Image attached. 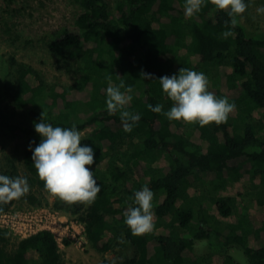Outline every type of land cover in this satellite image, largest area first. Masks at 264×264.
Returning a JSON list of instances; mask_svg holds the SVG:
<instances>
[{"label":"trees","instance_id":"1","mask_svg":"<svg viewBox=\"0 0 264 264\" xmlns=\"http://www.w3.org/2000/svg\"><path fill=\"white\" fill-rule=\"evenodd\" d=\"M71 1L79 7L73 25L47 43L59 62L76 64L70 84L48 83L41 71L14 53L0 58V174L21 176L17 155L4 153L8 140L19 137L22 146L13 149L20 154L23 176L45 190L29 149L30 143L34 149L41 142L34 125L44 112L53 126L75 124L80 131L88 130L81 145L94 149L95 163L89 167L101 191L91 205L68 206L93 248L126 257L117 264H264V191L258 186H264V31H252L240 17L234 29L226 27L227 13L210 0L192 18L184 15L185 0ZM3 2L0 27L13 44L20 37L14 18L22 6L16 7L18 0ZM225 30L233 36L223 39ZM176 56L182 67L197 72L219 68L220 85L210 82L209 90L235 104L227 123H196L188 132L182 120L149 110V104H162L164 111L172 106L159 78L168 75ZM172 65V75L178 74L181 67ZM142 70L152 79H142ZM109 76L113 84L123 80L133 87L127 110L141 119L131 132L124 131L119 113L107 112ZM242 176L249 177L255 190L260 217H252L245 203H238L242 188L226 193L228 183ZM200 178L211 182L217 193L199 196L191 183ZM144 185L154 192L153 210L160 222L151 233L134 236L123 212ZM26 198L32 205L41 204L34 192ZM55 199V205H67ZM14 202L0 205V213ZM234 210L242 216L231 221ZM211 217L227 221L225 227L220 230ZM212 236L221 239L219 257L190 254L198 240ZM7 240L6 229L0 228V264H66L49 229L20 238L11 250ZM231 246L243 252L245 263L228 250ZM101 264L111 261L104 257Z\"/></svg>","mask_w":264,"mask_h":264},{"label":"clouds","instance_id":"2","mask_svg":"<svg viewBox=\"0 0 264 264\" xmlns=\"http://www.w3.org/2000/svg\"><path fill=\"white\" fill-rule=\"evenodd\" d=\"M217 10L225 11L229 17L225 26L235 28L237 17L242 16L249 4L245 0H210ZM206 6L205 0H185L184 15L192 18ZM257 11L264 14V7ZM232 30L221 33L223 39L233 36ZM142 79H152L151 73L141 71ZM106 88V109L109 115L119 113L125 132H131L141 119L139 113L128 109L133 96V87L123 80L113 84L108 77ZM163 92L172 101L168 111L162 104H149L150 111L163 114L169 120L186 124L198 123L201 127L215 123H227L229 115L235 110V104L227 97L218 98L210 91V81L203 72H197L185 67L178 74L165 75L159 78ZM123 89V91H122ZM35 131L42 137L41 142L32 151L37 175L44 182L45 190L53 198H58L67 205H91L101 191L100 185L89 166L95 163L94 149L81 145L85 134L73 124L71 127L53 126L48 122L44 112L40 122L35 123ZM34 143V142H33ZM30 191L27 177L0 174V205H7L13 200L26 196ZM154 192L148 185L134 193L124 210L125 224L132 235L142 236L151 233L155 228L153 210ZM2 210V208H0Z\"/></svg>","mask_w":264,"mask_h":264},{"label":"rangeland","instance_id":"3","mask_svg":"<svg viewBox=\"0 0 264 264\" xmlns=\"http://www.w3.org/2000/svg\"><path fill=\"white\" fill-rule=\"evenodd\" d=\"M3 0H0V7L3 5ZM17 6L20 8L18 17H15L18 21V31L20 33L19 40L11 44L7 40V35L1 31L0 27V58H4L14 53L15 57L34 68L41 71L45 80L50 83L70 84L74 79V68L76 64L72 65L63 64L57 60V56L52 52L47 43L54 38L56 34L64 29L70 28L73 25L74 17L79 7L74 1L71 0H18ZM264 7V0H250L247 11L240 16V20L252 31L263 32L264 31V14L257 11L258 8ZM1 12V8H0ZM178 65L182 68V64L178 56L172 58L169 62L167 74L171 76L175 68H171V65ZM172 65V66H173ZM2 60L0 59V78L3 77L4 68L2 67ZM180 69V68H179ZM178 69V70H179ZM209 81L216 87L220 85L219 68L215 66H209L205 72ZM28 122V119H23ZM192 124H187L186 131H190ZM84 134L88 130L81 131ZM23 139L14 137L8 140L4 153H13L17 155L15 159L18 164V171L23 176L24 165L20 161V154L17 150H14L15 145L22 146ZM1 153V151H0ZM12 155L14 156V154ZM19 155V157H18ZM161 161H164L162 159ZM255 181H258L255 179ZM258 183V182H257ZM30 185V192H34L41 198L40 205H32L27 200L26 196L15 200L14 204L10 208L12 212H17L27 216L29 214H35L37 217L47 213L50 217L49 227L53 230V234L58 241L59 250L66 264H101L102 259L106 257L111 261V264L123 263L126 261V257L117 254L115 251L101 252L93 248L89 241L85 237L84 226L77 219L76 213L72 212V208L68 205L56 204V199L51 197L50 194L37 187L35 184L28 180ZM191 187L196 189L198 195H206L208 197L217 193L211 182L207 179L200 178L191 183ZM260 190L264 191V186L258 185ZM242 188V195L240 197L239 204L245 203L252 217H260L262 214L257 211L258 207L255 205V190L252 188L251 181L248 176H242L238 182H229L226 188L228 192H238ZM264 195V193H263ZM62 205V206H61ZM213 208V207H212ZM210 210V209H209ZM212 211L214 209H211ZM235 214L231 218V221H236L237 216H242V213L234 210ZM213 213V212H212ZM211 221L214 225L223 229L227 221L217 220L216 217H211ZM159 220L155 217V228L159 226ZM7 231V249H12L14 244L23 237H20L9 230ZM69 240L68 244L64 243V239ZM221 239L216 236H212L208 239L198 240L194 249L190 254L200 255L211 253L219 257L218 253L221 249ZM228 250L235 256V258L243 263L247 261L243 252L231 246ZM221 259V258H220ZM216 264V263H214Z\"/></svg>","mask_w":264,"mask_h":264},{"label":"built area","instance_id":"4","mask_svg":"<svg viewBox=\"0 0 264 264\" xmlns=\"http://www.w3.org/2000/svg\"><path fill=\"white\" fill-rule=\"evenodd\" d=\"M49 221L50 217L47 213L39 217L32 213L21 216V214L12 212L10 209L0 213V228L9 230L20 237H27L42 229L51 230L48 225ZM51 231L53 232V230Z\"/></svg>","mask_w":264,"mask_h":264}]
</instances>
